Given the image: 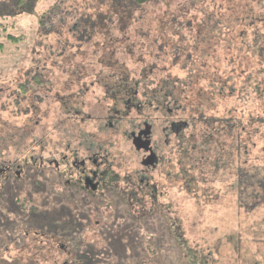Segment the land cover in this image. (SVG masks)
<instances>
[{
  "label": "rangeland",
  "instance_id": "rangeland-1",
  "mask_svg": "<svg viewBox=\"0 0 264 264\" xmlns=\"http://www.w3.org/2000/svg\"><path fill=\"white\" fill-rule=\"evenodd\" d=\"M111 10L0 0V166H23L17 187L0 178V209L13 206L0 233L20 234L0 239V264H264V0H157L127 28ZM145 124L153 152L136 146ZM62 156L108 184L94 196L62 185L67 166L52 170ZM17 196L44 218L15 223ZM114 197L126 218L100 210ZM64 211L91 215L65 231L88 244L73 256Z\"/></svg>",
  "mask_w": 264,
  "mask_h": 264
},
{
  "label": "trees",
  "instance_id": "trees-1",
  "mask_svg": "<svg viewBox=\"0 0 264 264\" xmlns=\"http://www.w3.org/2000/svg\"><path fill=\"white\" fill-rule=\"evenodd\" d=\"M110 1H111V6H112L111 13H112V11L115 13L116 10H120V11L124 12L125 14H127L126 17H127L128 20H125L122 17L116 16L118 28H127V26L131 25L130 23H132V22L130 20L133 17L134 12L137 9L140 10V8L143 7L144 5L151 4V3H156L157 2V0H110ZM169 1L170 0H167V2H169ZM197 1L198 0H195V1L192 0V3L196 4ZM20 2H22L24 4L25 0H22V1L20 0ZM187 11H188V9H187ZM108 17H110V16H105L104 15V18H101V19H103L104 21L105 20L106 21H109V18ZM82 25L90 26L91 24L89 22H84V23H82ZM139 31H141V30H139ZM8 39H10V41H12L14 43H17L20 40L19 38H16L14 36H8ZM41 81L42 80L37 79V82H35V83L36 84H39ZM170 85H172V83ZM168 88L169 87L166 85V89H168ZM126 94L128 95V93H126ZM134 94L136 95V93H134ZM110 98L112 99V97H110ZM132 105H133L132 102L129 103V106H127V109L130 108ZM135 109H138L140 111V108H137L136 106H135ZM174 110H177V107H175L173 110H169V111H174ZM184 124L181 123V122H177L175 124H170V131L171 132L173 131L177 135V137L179 138L180 137V134H178V133H180L181 127L184 128V129L186 128V122ZM179 140L182 141L183 139H180L179 138ZM25 163H29V162H25ZM32 163H35V162H32ZM21 168H23L22 165H21ZM24 169L26 171L28 170V168L26 166H25ZM110 178L113 179L114 178L113 175L112 176L110 175ZM105 180L108 181V177L106 176V174H105ZM111 194H115V192H111ZM131 195H133V194H131ZM133 200H134V202H138V200L136 198H134ZM123 201H124V199H122V198H120V200H119L118 197H114L112 200L107 201L106 203L104 202L103 205L101 203V206L99 208H100V210H102L103 208L106 207L108 209L107 212H111V213H109V216H111L112 214L115 215L116 212H117V214H120L121 215V217H119V218H126V216H127L126 213L129 211V208L130 207L127 204L124 206L122 204ZM16 203L17 204H22V205L20 206V212H17V215H16L17 221H15V223L26 225L25 224L26 222H30V221L33 222V220H35L36 218H37L36 219L37 221L35 223H38V222H40L42 220V218H44L43 216L42 217L39 216L40 209H38V207H36V206H33V207L31 206L28 211L26 210L29 207L28 206V203H31V202H28L27 198H26V200H23V199H20L19 196H17ZM8 206H9V209H7V208L5 210L0 209V218H6V219H8V217L5 216V215H7V212L10 210L11 207H13L12 204H10ZM108 206H110L111 208L114 206V208L111 209ZM84 209H85V207L84 208H79L78 209L79 210L78 213L79 212H82ZM89 211H91V210L89 209ZM26 213H29L31 215H27ZM63 213L64 214L60 213V214H57L56 215V217L58 218V220H62V218H64V220H65L67 218V216H71L72 219H66L67 220V223L72 220L73 225H76V228H72L73 227L72 224H70V227L66 228V226H65L66 224H64L63 221L57 222V225L59 226V228L64 233H67L65 231H69V230L70 231H77L81 227V225L84 224V220H86L88 222V224L91 222V219H90V216L91 215H88V217H84V218H80V217H78L76 215L73 218V215H71L70 213H65V211ZM66 214H68V215L66 216ZM100 218H102V217L101 216H97V218L95 219V221L98 222V220H100ZM115 222L112 225V227H115ZM101 224H103V223H101ZM99 225H100V223L98 225H96L94 223V226H99ZM0 228H1V226H0ZM81 228H82V231H83L84 228L83 227H81ZM30 229H32V228L26 227L25 228V231L27 233H29L30 235H33V229L32 230H30ZM20 230H22V229H20ZM94 234H95V237L99 238L100 241L101 240L102 241H105L106 240L105 237L107 236V231H102L100 233H93V235ZM19 235L20 234L18 232L10 231L9 230V227L7 225H5V228H2V231L0 233V239L5 240L6 242H15V241H18ZM33 236L35 237V235H33ZM67 237H69V240H67V241L69 242V245H71V243H73V242H72V238L70 237V234L69 233H67L66 238ZM80 240L83 241L82 238ZM81 244H82L81 247H83L84 245H88L87 242H85V241H83ZM98 244L99 243H96V244H94V246L95 245H98ZM81 247H80L79 244H74L73 243V247L72 248L71 247L66 248L67 249L66 253L69 256H73V253L75 251H77L78 249H80ZM102 255H104V253ZM105 255H107V254H105ZM64 264H68V263L65 262ZM69 264H71V261H69Z\"/></svg>",
  "mask_w": 264,
  "mask_h": 264
},
{
  "label": "flooded vegetation",
  "instance_id": "flooded-vegetation-1",
  "mask_svg": "<svg viewBox=\"0 0 264 264\" xmlns=\"http://www.w3.org/2000/svg\"><path fill=\"white\" fill-rule=\"evenodd\" d=\"M146 125H147V129L141 130V133H143L141 141H143V143L140 142V144L142 146L148 144L146 145L147 147L145 148L146 149L148 148L149 151L153 152L155 150L153 149L152 144L150 147L151 142L149 141V140H152L151 131L148 128V124H145V127ZM69 158L70 156H64V157L62 156V161L58 162L57 160H55L56 163L52 166L53 167L52 170L55 171V174L59 172L63 164L67 166V168L62 171V173H67L66 180L62 182V185L69 187L70 184L73 183L72 190L74 191L76 190L77 185H79V188L83 191L85 196L86 195L94 196L97 191H100V189L107 184L105 181L104 171L99 170V168H96L94 170H88L87 165L85 163L86 161H81L78 163L76 161L75 162L72 161ZM151 161H154V159L152 158ZM93 163L97 166V162L95 160L93 161ZM20 169H22L21 165L17 167V165L3 164L0 166V178L4 177L3 180L8 182V187H12V186L17 187L19 183H16V182L20 181V176H21ZM98 179L99 180L102 179V180L98 181ZM104 181L106 184H104ZM4 188L5 187L2 188V191L0 190L1 197L3 196ZM1 197H0V205L3 203V201L1 200ZM7 245H10V244H7Z\"/></svg>",
  "mask_w": 264,
  "mask_h": 264
},
{
  "label": "water",
  "instance_id": "water-1",
  "mask_svg": "<svg viewBox=\"0 0 264 264\" xmlns=\"http://www.w3.org/2000/svg\"><path fill=\"white\" fill-rule=\"evenodd\" d=\"M146 145H148V144H146ZM146 145L141 146V144H139L138 142H136V146H137L138 148H140V147H146Z\"/></svg>",
  "mask_w": 264,
  "mask_h": 264
}]
</instances>
